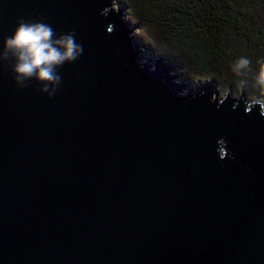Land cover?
I'll return each mask as SVG.
<instances>
[{"label": "water", "instance_id": "water-1", "mask_svg": "<svg viewBox=\"0 0 264 264\" xmlns=\"http://www.w3.org/2000/svg\"><path fill=\"white\" fill-rule=\"evenodd\" d=\"M20 19L83 52L52 98L0 62V264H264L259 104L189 92L118 0H0V49Z\"/></svg>", "mask_w": 264, "mask_h": 264}, {"label": "trees", "instance_id": "trees-1", "mask_svg": "<svg viewBox=\"0 0 264 264\" xmlns=\"http://www.w3.org/2000/svg\"><path fill=\"white\" fill-rule=\"evenodd\" d=\"M140 41L191 82L211 79L264 100V0H118ZM241 58L251 64L237 68Z\"/></svg>", "mask_w": 264, "mask_h": 264}, {"label": "clouds", "instance_id": "clouds-1", "mask_svg": "<svg viewBox=\"0 0 264 264\" xmlns=\"http://www.w3.org/2000/svg\"><path fill=\"white\" fill-rule=\"evenodd\" d=\"M109 13V8H105L101 15L107 18ZM82 52L83 46L77 42L74 33L57 36L51 25L43 20L20 19L14 32L3 38L0 62H11L17 87L26 88L27 82L34 80L41 85L38 91L47 93L48 97L52 98L61 84L58 69L66 63L76 61ZM250 64L248 58H241L237 62V68L244 69ZM257 83L264 85V71L259 73ZM251 103L259 104V114L264 117V100L252 98ZM218 145V154L223 160L227 156L225 140H219Z\"/></svg>", "mask_w": 264, "mask_h": 264}, {"label": "rangeland", "instance_id": "rangeland-1", "mask_svg": "<svg viewBox=\"0 0 264 264\" xmlns=\"http://www.w3.org/2000/svg\"><path fill=\"white\" fill-rule=\"evenodd\" d=\"M116 6H115V4L113 5V8H115ZM125 17H126V14H125ZM127 18V17H126ZM132 33L134 34V35H136V36H138L139 37V31L137 30V29H134L133 31H132ZM142 42H144V44H147L148 45V42H146V41H142ZM147 51H149V50H147ZM177 72L179 73V70L177 69ZM205 80H207V81H212L211 79H203V80H200V81H205ZM197 85H198V83H197V81L195 80L194 82H191V89H189V92H193L194 90H195V88L197 87ZM216 88H217V90H218V95H217V98L219 99V98H221L225 93H226V91H229V94L232 96V97H238V95L241 93L240 91H237V92H234V91H230V90H228L226 87H221V86H219L218 84H216ZM184 91H188V88H185L184 89ZM182 93H184V92H182ZM248 99V98H247ZM259 99H261V98H259ZM248 100H252V99H248ZM263 100V99H262Z\"/></svg>", "mask_w": 264, "mask_h": 264}]
</instances>
